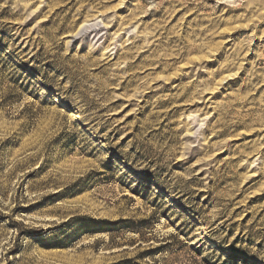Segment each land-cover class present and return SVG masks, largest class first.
<instances>
[{
    "label": "rangeland",
    "instance_id": "374dc122",
    "mask_svg": "<svg viewBox=\"0 0 264 264\" xmlns=\"http://www.w3.org/2000/svg\"><path fill=\"white\" fill-rule=\"evenodd\" d=\"M0 264H264V0H0Z\"/></svg>",
    "mask_w": 264,
    "mask_h": 264
}]
</instances>
